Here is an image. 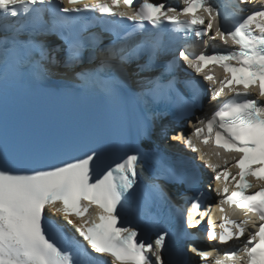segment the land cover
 I'll return each instance as SVG.
<instances>
[{"label":"snow or ice","instance_id":"obj_1","mask_svg":"<svg viewBox=\"0 0 264 264\" xmlns=\"http://www.w3.org/2000/svg\"><path fill=\"white\" fill-rule=\"evenodd\" d=\"M256 3L229 0L236 24L229 29V16L217 23L222 15L220 0H182L180 8L153 0H0V264H168L164 259L167 232L157 233L153 241L140 238L137 226L121 223V211L137 184L138 165L144 159L138 146L102 169L101 174L94 171V165L107 148L104 140L78 138L69 146L78 155L46 163L39 146L21 144L10 134L9 82L26 74L40 80L52 67L73 69L81 65L86 49L96 48L98 37L88 33V25L94 22L104 25L115 37L109 38L101 65L112 60L113 70L143 77L138 83L148 103L162 98L164 91L159 79L146 75L152 65L139 61L144 56L150 61L170 47L169 27L196 36H208L214 29L210 40L219 38L224 45L231 42L238 46L223 51L214 47L213 54L202 51L192 58L179 51V57L197 74L212 63L223 69L219 79L211 74L203 76L210 85L218 84L211 89L212 101H217L225 89L232 97L210 116L198 119L187 138L176 135L172 139L182 140L188 149L199 153L218 182L219 223L209 215L210 210L195 218L203 193L188 210L192 227L208 216L206 238L214 242L211 251L195 247L189 251L201 264H264V0H259V7ZM247 4L254 8L245 14L242 6ZM125 19L142 30L141 42L133 45L131 34L121 35L130 26L124 25ZM165 35L169 36L167 43L162 39ZM51 36L55 39H49ZM92 74L78 73L85 83ZM198 95L193 88L177 114L194 106ZM154 124L155 116L152 125L142 126L138 135L150 137ZM208 145L211 150L204 151L202 146ZM61 151L56 149L51 154ZM229 166L237 169L235 174ZM165 171L174 175L170 169ZM253 188L257 190L249 192ZM156 189L160 191L158 186ZM224 205L229 206L228 212ZM46 210L63 216L81 239L66 234L55 221L46 223ZM150 223L155 225L156 221ZM229 242L231 246L220 254L217 245Z\"/></svg>","mask_w":264,"mask_h":264},{"label":"bare ground","instance_id":"obj_2","mask_svg":"<svg viewBox=\"0 0 264 264\" xmlns=\"http://www.w3.org/2000/svg\"><path fill=\"white\" fill-rule=\"evenodd\" d=\"M198 120V119H197ZM171 140H173V139H171ZM173 141H175V140H173ZM191 257H193V258H195V260L197 259V257L196 256H194V254H191ZM200 264L201 263V261L200 260H197V264Z\"/></svg>","mask_w":264,"mask_h":264}]
</instances>
